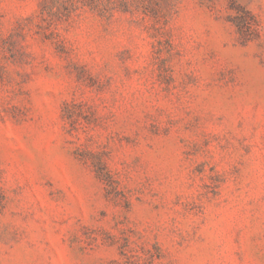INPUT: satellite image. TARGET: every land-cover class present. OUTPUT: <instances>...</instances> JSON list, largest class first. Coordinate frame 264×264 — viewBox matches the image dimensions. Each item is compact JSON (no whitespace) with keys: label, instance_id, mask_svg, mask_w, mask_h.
<instances>
[{"label":"rangeland","instance_id":"rangeland-1","mask_svg":"<svg viewBox=\"0 0 264 264\" xmlns=\"http://www.w3.org/2000/svg\"><path fill=\"white\" fill-rule=\"evenodd\" d=\"M0 264H264V0H0Z\"/></svg>","mask_w":264,"mask_h":264}]
</instances>
